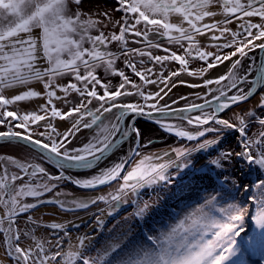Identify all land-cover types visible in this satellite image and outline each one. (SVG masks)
<instances>
[{
    "label": "snow or ice",
    "instance_id": "6c2138e0",
    "mask_svg": "<svg viewBox=\"0 0 264 264\" xmlns=\"http://www.w3.org/2000/svg\"><path fill=\"white\" fill-rule=\"evenodd\" d=\"M0 264H264V0H0Z\"/></svg>",
    "mask_w": 264,
    "mask_h": 264
},
{
    "label": "rangeland",
    "instance_id": "374dc122",
    "mask_svg": "<svg viewBox=\"0 0 264 264\" xmlns=\"http://www.w3.org/2000/svg\"><path fill=\"white\" fill-rule=\"evenodd\" d=\"M97 2H99V3H108V4H110L111 2H112V0H92V4H93V6L97 3ZM221 71H223V69L221 68L220 69ZM115 82V81H114ZM182 91H188V89H186V88H183L182 89Z\"/></svg>",
    "mask_w": 264,
    "mask_h": 264
}]
</instances>
